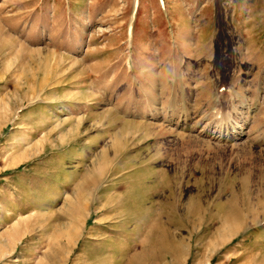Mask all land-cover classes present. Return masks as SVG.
<instances>
[{"label": "rangeland", "instance_id": "rangeland-1", "mask_svg": "<svg viewBox=\"0 0 264 264\" xmlns=\"http://www.w3.org/2000/svg\"><path fill=\"white\" fill-rule=\"evenodd\" d=\"M0 264H264V0H0Z\"/></svg>", "mask_w": 264, "mask_h": 264}, {"label": "crops", "instance_id": "crops-1", "mask_svg": "<svg viewBox=\"0 0 264 264\" xmlns=\"http://www.w3.org/2000/svg\"><path fill=\"white\" fill-rule=\"evenodd\" d=\"M210 14H211L210 16H212V17H211V21H210V25H209L208 35L206 36V46H205L206 47V50L208 52L209 51L210 52L213 51V49L215 47V40H216L215 35H214V29L215 28L212 27L213 21H214L213 16H215L214 10H212V12ZM57 194L58 195L61 194V187L60 186L58 187Z\"/></svg>", "mask_w": 264, "mask_h": 264}, {"label": "bare ground", "instance_id": "bare-ground-1", "mask_svg": "<svg viewBox=\"0 0 264 264\" xmlns=\"http://www.w3.org/2000/svg\"><path fill=\"white\" fill-rule=\"evenodd\" d=\"M74 230H69L66 234L68 235V236H70V237H72V236H74V232H73ZM71 233H72V236H71ZM65 234V233H64ZM69 237V238H70Z\"/></svg>", "mask_w": 264, "mask_h": 264}]
</instances>
